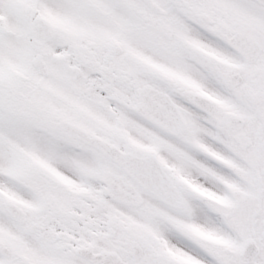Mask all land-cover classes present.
<instances>
[{
	"label": "snow or ice",
	"instance_id": "obj_1",
	"mask_svg": "<svg viewBox=\"0 0 264 264\" xmlns=\"http://www.w3.org/2000/svg\"><path fill=\"white\" fill-rule=\"evenodd\" d=\"M0 264H264V0H0Z\"/></svg>",
	"mask_w": 264,
	"mask_h": 264
}]
</instances>
